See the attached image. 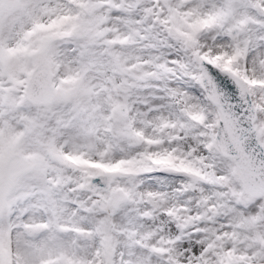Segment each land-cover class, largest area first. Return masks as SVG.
Listing matches in <instances>:
<instances>
[{
    "label": "snow or ice",
    "instance_id": "snow-or-ice-1",
    "mask_svg": "<svg viewBox=\"0 0 264 264\" xmlns=\"http://www.w3.org/2000/svg\"><path fill=\"white\" fill-rule=\"evenodd\" d=\"M0 264H264V0H0Z\"/></svg>",
    "mask_w": 264,
    "mask_h": 264
}]
</instances>
